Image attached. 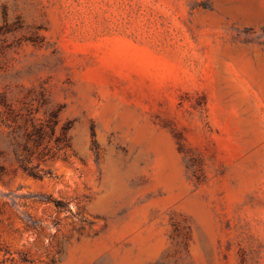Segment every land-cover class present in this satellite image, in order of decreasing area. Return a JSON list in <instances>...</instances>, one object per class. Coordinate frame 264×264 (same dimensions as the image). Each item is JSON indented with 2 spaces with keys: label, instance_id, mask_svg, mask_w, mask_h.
Segmentation results:
<instances>
[{
  "label": "rangeland",
  "instance_id": "obj_1",
  "mask_svg": "<svg viewBox=\"0 0 264 264\" xmlns=\"http://www.w3.org/2000/svg\"><path fill=\"white\" fill-rule=\"evenodd\" d=\"M0 264H264V0H0Z\"/></svg>",
  "mask_w": 264,
  "mask_h": 264
},
{
  "label": "trees",
  "instance_id": "obj_2",
  "mask_svg": "<svg viewBox=\"0 0 264 264\" xmlns=\"http://www.w3.org/2000/svg\"><path fill=\"white\" fill-rule=\"evenodd\" d=\"M37 133H39V132H37ZM40 134H41V133H40ZM40 134L38 135L37 142H39V140H40V138H41ZM18 162L20 163L19 166H20L21 170H22L24 173H26L27 175L32 176V177H34V178H39L38 173L34 170V168L29 167V166L27 165V162H25V161H23V160H20L19 157H18Z\"/></svg>",
  "mask_w": 264,
  "mask_h": 264
}]
</instances>
